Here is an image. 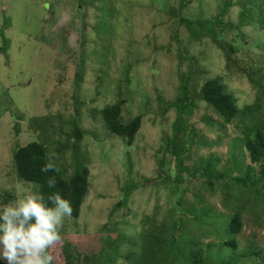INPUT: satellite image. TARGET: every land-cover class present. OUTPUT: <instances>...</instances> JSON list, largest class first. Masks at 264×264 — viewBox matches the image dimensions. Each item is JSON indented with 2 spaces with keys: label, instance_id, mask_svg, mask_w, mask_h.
<instances>
[{
  "label": "rangeland",
  "instance_id": "obj_1",
  "mask_svg": "<svg viewBox=\"0 0 264 264\" xmlns=\"http://www.w3.org/2000/svg\"><path fill=\"white\" fill-rule=\"evenodd\" d=\"M243 7L250 11L245 23ZM263 7L264 0H0V44L8 45L0 56V203H8L2 193L11 189L17 198L29 188L17 181L12 157L39 136L50 155H59L66 178L82 165L89 169L81 215L65 219L60 247L100 235L103 225L113 234L133 236L141 232L144 217L157 225L169 221L176 191L171 181L160 183L158 164L166 139L174 135L181 87L187 85L195 102L194 121L215 117L199 98L211 78H221L241 108L249 104L256 89L238 68L264 65V29L258 21ZM217 17L228 26L224 31L215 26L221 41L240 52L231 55L237 66L207 35L197 37L200 26H190ZM119 100L126 101L124 123L142 117L130 147L104 128L99 112L91 114ZM75 124L80 140H72ZM226 149L212 152L222 155ZM206 153L200 148L199 155ZM171 170L164 168L167 174ZM128 181L140 188L126 199L122 188ZM208 197L216 206L221 191ZM123 201L126 207L116 208ZM240 241L239 251L245 245ZM84 244H74L82 257L70 264L93 262Z\"/></svg>",
  "mask_w": 264,
  "mask_h": 264
},
{
  "label": "trees",
  "instance_id": "obj_2",
  "mask_svg": "<svg viewBox=\"0 0 264 264\" xmlns=\"http://www.w3.org/2000/svg\"><path fill=\"white\" fill-rule=\"evenodd\" d=\"M259 12L258 21L264 29V7L259 8ZM247 15H250L249 8L243 7L242 23L247 20ZM208 22L210 27L203 26ZM204 23H191L190 26L201 27L197 37L207 35L214 46L223 50L228 61L239 65L231 56L240 53L239 50L233 44L221 41L215 28L218 26L224 31L228 26L220 17ZM7 51L8 45L3 41L0 56L6 55ZM238 69L255 87L254 99L241 108L221 78L208 79L200 88L199 98L215 112V117L205 114L199 121H194L195 102L187 85L181 87L175 102L178 116L173 125L174 135L166 139L158 164L160 183L165 185L171 181L176 191V205L169 210V221L157 225L144 217L141 232L133 236L113 234L107 225H103L100 235L74 242L78 245L85 241L93 260L90 264H117L119 259L124 264H264V241L261 244L255 241L256 237L264 238V65L257 69L244 66ZM196 73L203 74L201 70H194L193 74ZM125 103L119 100L91 114L96 116L99 112L104 128L130 147L140 130L142 117L124 123L121 114ZM71 131L72 140L81 139L82 131L76 124ZM207 132L211 134L210 138L206 136ZM220 146L227 147L226 154L212 152L214 147ZM203 147L207 148V153L201 156L199 150ZM167 155L171 157L169 161ZM49 156L45 141L39 136L19 147L12 157L15 177L29 188L39 187L45 196L58 191L71 201V218L77 220L90 189L89 169L82 165L66 178L56 154L57 171L44 173L41 168ZM165 167L172 168L171 174L164 171ZM51 176L57 180L54 189L46 184ZM139 188L138 184L128 181L122 188L124 197L127 199ZM217 191H221V199L215 206L208 193L215 195ZM2 195L8 203L16 199L11 189ZM126 205L123 201L116 208ZM219 207L224 212H220ZM246 215H249L248 219ZM113 227H117V223ZM105 233L109 236L104 242ZM242 239L245 245L239 251ZM74 244L67 242L61 247L57 244L53 251L54 264H70L73 259L81 258L82 254ZM59 256L64 260L60 262Z\"/></svg>",
  "mask_w": 264,
  "mask_h": 264
},
{
  "label": "clouds",
  "instance_id": "obj_3",
  "mask_svg": "<svg viewBox=\"0 0 264 264\" xmlns=\"http://www.w3.org/2000/svg\"><path fill=\"white\" fill-rule=\"evenodd\" d=\"M54 159L53 153L41 171H57ZM46 184L54 189L56 177H48ZM72 212L70 200L58 191L45 196L39 187L22 189L13 202L0 203V264H54L60 229Z\"/></svg>",
  "mask_w": 264,
  "mask_h": 264
}]
</instances>
